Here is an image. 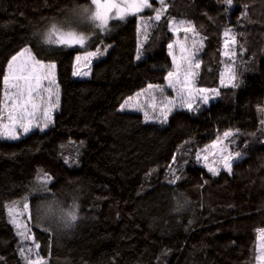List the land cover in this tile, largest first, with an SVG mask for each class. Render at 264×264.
I'll return each instance as SVG.
<instances>
[{
	"label": "trees",
	"instance_id": "1",
	"mask_svg": "<svg viewBox=\"0 0 264 264\" xmlns=\"http://www.w3.org/2000/svg\"><path fill=\"white\" fill-rule=\"evenodd\" d=\"M167 3L166 17L144 40L140 16H154L150 9L112 19L102 32L84 18L89 0H0V105L7 65L26 48L55 63L58 96L45 129L42 114L26 134L0 136V264H27L30 240L9 215L23 202L31 224L51 235L45 264H257L264 232V0H233L231 8L222 0ZM170 19L195 26L198 35H183L185 45L202 38L194 85L219 95L192 111L174 109L167 122L145 121L143 112L120 108L149 84L164 86L172 69ZM55 24L88 34L90 49L108 46L89 77L72 76L78 48L44 43ZM227 29L237 38L234 61L223 55ZM230 64L235 87L221 85ZM228 130L242 157L230 173L213 175L196 154ZM174 175L181 178L171 184ZM161 184L173 189L172 226L158 224ZM73 205L78 218L66 226L63 213ZM107 226L116 229L111 263L97 255Z\"/></svg>",
	"mask_w": 264,
	"mask_h": 264
},
{
	"label": "snow or ice",
	"instance_id": "2",
	"mask_svg": "<svg viewBox=\"0 0 264 264\" xmlns=\"http://www.w3.org/2000/svg\"><path fill=\"white\" fill-rule=\"evenodd\" d=\"M222 2L227 5L229 8L233 5V0H222ZM160 7L154 8L151 0H91V7L84 8L83 13L84 18L91 22L97 29L102 32L110 31L109 21L112 19H118L124 21L130 15L140 16V14L145 9H150L154 12V16L145 20L143 16H140V28L139 31L143 35L144 40L148 38V30L154 22L161 21L162 17H166L168 10L167 0H158ZM247 5H245V11L242 13V17H247ZM170 28L173 31H178L177 25H180L187 36L188 33H193L194 36L198 35L196 32L195 26L191 24L190 21H168ZM186 25V26H185ZM243 35V34H241ZM225 39V51L223 55L234 61L236 52L233 50L237 38L233 34L232 29H227L224 33ZM90 37H87L82 34H78L73 31L61 32L59 29L53 25L52 30L48 33L47 42L53 43L62 46H73L78 45L81 47L86 46L87 40ZM169 49H172L173 45H168ZM202 47V38L200 45H193L195 51L191 52L188 56L182 57V62L186 64V67L181 71V66L176 65L175 71H170L165 77L167 82L166 86L169 88L176 89L177 98L176 100L172 99H162L161 105L159 107V116L157 119L160 122H167L169 114L173 111L174 108H187L192 111L193 101L198 99L200 103L207 104L210 97L214 95H219V93L213 89H204V88H194L195 79L198 75V69L200 68V61L195 59L196 52ZM242 47V46H241ZM143 43H141L140 49L138 52L142 54ZM107 49H105L106 51ZM27 53V57L18 65L16 61L23 57ZM99 48L95 52H86L83 57L77 56V68L81 59L89 61V58L101 55ZM138 59L140 56L138 55ZM175 64V57L173 58ZM55 63L44 64L42 61L36 60L26 48L24 52L20 53L18 56H14L12 61L8 65V74L3 77L4 93H3V102L0 105V136H6L11 139L18 138L17 127L22 129L24 133L30 131L33 127L31 120L36 117L37 111L40 109L41 105L35 103V98L40 95L41 91H46L49 93V99L52 97L51 88H43V82L47 81L50 85L55 83L54 79V69ZM229 73V82L232 83V86L235 87L236 84L233 83L235 80L236 69L231 64L227 68ZM74 75L77 76H86L88 72L75 71ZM223 83V79H222ZM144 91H153L159 92L163 97L164 86L160 85H151L147 86V89ZM142 93H137V96ZM58 101V96H56ZM178 101V102H177ZM43 103V102H42ZM127 104V101L125 102ZM54 107V105H53ZM125 105H122L123 109ZM153 110H156V105L154 104ZM264 113V109H259ZM4 113H7V123H4ZM43 117L47 122L51 121L50 112L45 109L43 112ZM145 118L151 119L147 113H145ZM25 121H28L27 123ZM47 127V123L44 125ZM262 128H264V122H262ZM234 133L231 131L225 132L223 137H217V140L214 141L211 145L206 146L205 149H201L200 152L196 154L197 162L203 160L207 162L209 160L208 155H202L203 152L208 151L209 149H216L215 153H212L214 156L219 157V164L216 167L208 166V171L213 175H217L220 168L226 169L229 173L232 171V164L234 161L239 160L242 157V153L236 152L231 153L224 146V141L228 140L230 137H234ZM216 163V161H213ZM207 166V164H206ZM172 170V169H170ZM44 176L43 173H41ZM181 177L173 176V179L170 181L171 184H175ZM50 179V177L45 176V181ZM22 208L24 210L29 209V204L23 202ZM9 214L12 217V223L16 225L17 229H24L19 231V235L24 239H33L27 235V227L25 224H22L17 217L23 216L24 212H15L12 208L9 209ZM63 218L65 220L66 226H71L73 222L77 220L76 206L73 205L72 210L64 212ZM264 236V232L261 233ZM35 248H39L38 244L34 245ZM22 256H24L25 250H21ZM29 255L24 256V259L27 261V264H45V261L42 258L38 257L37 259H31L32 249L27 250ZM261 259L264 260V247L261 249Z\"/></svg>",
	"mask_w": 264,
	"mask_h": 264
},
{
	"label": "rangeland",
	"instance_id": "3",
	"mask_svg": "<svg viewBox=\"0 0 264 264\" xmlns=\"http://www.w3.org/2000/svg\"><path fill=\"white\" fill-rule=\"evenodd\" d=\"M158 1V0H157ZM90 2V6L91 7V0H89ZM134 15H130L128 17H131ZM127 17V18H128ZM118 20V19H116ZM173 20V19H170ZM175 21H181V20H176ZM120 21V20H119ZM110 22V21H109ZM81 24H84L81 22ZM186 26V25H185ZM52 27H50L48 31V33L52 30ZM55 27L57 29H59L61 32H69V31H73L76 32L78 34H82L85 35L87 37H89L88 34H85L79 30L76 29H72V28H65L63 26H60L59 24H55ZM168 27L170 32L173 34V40L171 43L173 47L172 49H169L168 45H167V51L168 54L171 58L172 61V69L171 71H175L176 70V65H180L181 66V71H183V68L186 67V64H184L182 62V57L188 56L191 52L195 51V49L193 48V45L196 44L198 45V43H196L194 40L192 42H190V45H185L184 39H183V35H185L182 27L180 25H177L176 27L178 28V31H173L168 23ZM94 29H97L96 27H94ZM48 33L45 34V36H43V40L44 43L47 46H62V45H57V44H53V43H48L47 42V37H48ZM90 39L87 40L86 46L81 47L78 45H73L70 46L72 48L75 49H79L78 53L76 54L77 56H81L83 57L85 55L86 52H95L97 50V48L100 49L101 51V55L95 56V57H91L89 58V61H85L84 59H81V61L79 62V66L77 68V61L75 58V63H74V67L72 70V76L74 78H84V77H89L90 75V64L95 61L96 59H99L100 57H102L104 55V53L106 52L105 49H108V46H104V45H99L96 47V49H90ZM64 47H69V46H64ZM224 51H225V44H224ZM223 51V53H224ZM24 52V50H21L19 53H17L14 56H18L20 53ZM27 53L24 54L23 57H20L17 61L16 64H20L26 57H27ZM32 55V54H31ZM13 56V57H14ZM12 57V58H13ZM175 57V64H174V60L173 58ZM12 58L10 61H12ZM9 61V62H10ZM44 63V62H43ZM44 64H50V63H44ZM9 65V63H8ZM8 65L6 68V72L5 75L8 74ZM227 68H225V70L222 73V78H221V85H229L232 84L229 82V73L227 72ZM82 71V72H88V75L86 76H77L74 75L75 71ZM168 75V74H167ZM167 77V76H166ZM54 79H56V67L54 69ZM222 79H223V83H222ZM167 82L165 80L164 82V92H163V97L161 96V94L157 91V92H153V91H144V90H140L137 93H142L141 95L137 96V93L126 99L122 105H125V107L123 109L127 110H133V111H137V112H143L144 114L147 113L148 116H159V107L162 106L161 105V100L162 99H172V100H176L177 98V91L176 89L173 88H169L166 86ZM57 84L54 83L52 85H50L47 81L43 82V88L47 89V88H51L52 91V97L51 99H49V93L46 91H41L40 95L37 96L35 98V103H37L38 105H41L40 109L37 111L36 113V117L33 118L31 120V124L33 125V127L30 129V131L34 128L37 127L38 125V119L40 118V116L43 114V109H45V106H47L46 109H48L49 111L51 110V112L54 111L55 109V93L57 92ZM194 88H198L195 85H193ZM147 89V88H146ZM204 89H208V88H204ZM209 90H213V89H209ZM3 93H4V85H3ZM217 95H214L212 97H210L209 100H212L214 98H216ZM127 101V104H125V102ZM2 102H3V97H2ZM43 102V103H42ZM178 102V101H177ZM156 105V110H153V105ZM203 103H200V101L198 99L193 101V109H195V107L202 105ZM54 105V107H53ZM53 109V110H52ZM122 109V108H120ZM122 109V110H123ZM176 109V108H174ZM173 109V110H174ZM188 110L187 108H183ZM4 123H7V113H4ZM157 120V118L153 119H147L145 118V121H154ZM52 121V119H51ZM26 123L28 121H25ZM45 123L47 122L45 120ZM46 127L43 125L41 126V129H45ZM231 131V130H228ZM226 131V132H228ZM232 132V131H231ZM17 133H24L22 131V129H20L19 127H17ZM225 133V132H224ZM223 133V134H224ZM223 134L219 135V137H223ZM3 139H7V140H13L11 138H8L6 136H1ZM217 138L214 140L216 141ZM214 141L210 142L209 144H207L206 146L211 145ZM206 146L203 148L205 149ZM224 146L227 148V150L231 153H236L239 152L237 149H233V141H232V137H230L228 140L224 141ZM216 149H209L206 152H203L202 155H208L209 156V160L207 162L201 160L199 161L200 164L206 166V168L208 169V166H212V167H216L219 164V157L218 156H214L212 153H215ZM213 161H216V163H213ZM223 169V168H220ZM158 194H159V204H158V224L161 226H172L174 224L175 221V215H176V207H175V198L173 195V189L172 186L168 185V184H161L159 186V190H158ZM13 210L15 212H24L23 216H18L17 219L22 223L25 224L27 229H28V236L33 237V239H29L30 240V246L29 249H32L31 252V259L35 260L37 259V254L39 258H42L44 261H46V259L49 256L50 253V242H51V235L49 234V232L41 230L37 227H35L34 225L31 224V220H30V210H24L23 208L21 209H17V208H13ZM10 215V214H9ZM10 220L12 222V217L10 216ZM15 225V224H14ZM16 226V225H15ZM24 229H20L19 231H23ZM263 232V231H262ZM262 232H259V237H258V244H257V264H264V260L261 259V249L262 247H264V236L261 235ZM101 237H102V244L101 246L97 249V255L100 261H103L105 263H111L112 261H114L115 259V239H116V229L113 227H105L103 228V230L101 231ZM35 244L39 245V248H35ZM99 261V262H100Z\"/></svg>",
	"mask_w": 264,
	"mask_h": 264
},
{
	"label": "crops",
	"instance_id": "4",
	"mask_svg": "<svg viewBox=\"0 0 264 264\" xmlns=\"http://www.w3.org/2000/svg\"><path fill=\"white\" fill-rule=\"evenodd\" d=\"M18 53H19V52H18ZM19 134H20V135H24V134H26V133H23V134H22V133H19ZM19 134H18V136H19Z\"/></svg>",
	"mask_w": 264,
	"mask_h": 264
}]
</instances>
